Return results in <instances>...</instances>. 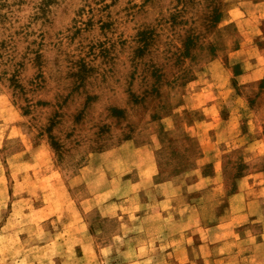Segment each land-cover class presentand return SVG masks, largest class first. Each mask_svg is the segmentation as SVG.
Here are the masks:
<instances>
[{
  "label": "rangeland",
  "instance_id": "obj_1",
  "mask_svg": "<svg viewBox=\"0 0 264 264\" xmlns=\"http://www.w3.org/2000/svg\"><path fill=\"white\" fill-rule=\"evenodd\" d=\"M30 6L16 32L24 50L74 63L79 87L0 115V264H161L166 255L131 260L145 251L124 242L142 232L116 212L135 213L145 191L149 205L166 181L216 206L215 219L242 188L251 243L236 263L264 264V0Z\"/></svg>",
  "mask_w": 264,
  "mask_h": 264
},
{
  "label": "crops",
  "instance_id": "obj_2",
  "mask_svg": "<svg viewBox=\"0 0 264 264\" xmlns=\"http://www.w3.org/2000/svg\"><path fill=\"white\" fill-rule=\"evenodd\" d=\"M158 187L159 190H156L158 195L149 202V205H146L148 192L145 191L146 198L144 197L143 201L139 199L138 210L135 213L127 212L121 215L116 212L120 223L135 220L136 223L134 222L135 224L130 227L136 226L144 238L139 234L141 241L138 244L132 243V239L124 242L125 250L134 245L135 252L137 249L145 251L143 256L141 254L131 259L132 261H143L149 255L156 257L166 255L160 260L161 264H167L168 260L176 264H197L199 258V264H232L228 263L232 260H234L233 264H237V260H243V249L251 242L250 238L244 236L243 222L237 220L244 211L248 210L246 204H241L245 201L242 188L238 187V190L228 197L230 214L227 218L220 216L215 219L216 206H212V203L207 202L203 206L194 204V198L192 200L191 196L178 194L171 181L160 183ZM163 187L167 192H163ZM110 204L112 203L107 201L104 207ZM204 212L209 214L208 220L203 215ZM102 214L113 217L106 212ZM213 219H215L214 223L210 222ZM81 221L83 222L82 217ZM227 226H233V231L229 235L219 236L220 232L216 235L218 238H211L210 235L207 238L208 231L214 233L215 230ZM152 228L154 231L148 233L147 230ZM87 241V244L94 247V239ZM102 245L104 249L113 250L115 247L114 242L111 241Z\"/></svg>",
  "mask_w": 264,
  "mask_h": 264
},
{
  "label": "clouds",
  "instance_id": "obj_3",
  "mask_svg": "<svg viewBox=\"0 0 264 264\" xmlns=\"http://www.w3.org/2000/svg\"><path fill=\"white\" fill-rule=\"evenodd\" d=\"M33 3L42 4L43 11L47 0H29L23 10L20 0H0V115L19 114L41 99L52 105L62 103L79 87L74 63L67 64L63 57L57 65L47 57L37 63L35 50L25 51L23 37L16 36L17 30H26ZM32 28L38 29L39 23Z\"/></svg>",
  "mask_w": 264,
  "mask_h": 264
}]
</instances>
